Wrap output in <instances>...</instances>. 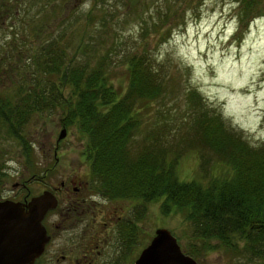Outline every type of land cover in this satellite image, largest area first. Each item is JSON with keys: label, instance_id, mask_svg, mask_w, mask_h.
I'll return each mask as SVG.
<instances>
[{"label": "rangeland", "instance_id": "1", "mask_svg": "<svg viewBox=\"0 0 264 264\" xmlns=\"http://www.w3.org/2000/svg\"><path fill=\"white\" fill-rule=\"evenodd\" d=\"M28 1L0 0V26L8 27H0V98H10L12 112L13 103L18 104L26 95L30 104L35 105L23 122L20 134L0 125V163L3 161L0 200L10 199L13 189L18 195L27 193L28 188L34 196L44 186L56 184L69 174L79 183L89 182L85 194L87 191L89 195L96 193L89 197L95 204L92 208L95 218L113 208L130 218L128 225H132L134 231L132 240L128 225L118 229L120 240L115 247L122 244L123 249L109 253L110 264L123 262L121 250L123 256L124 247L128 249L129 264H133L158 227L170 230L184 253L186 248L194 247L195 259L200 264L243 263L239 256L224 249L204 250L202 241L191 236V224L184 215L165 210L162 199L143 201L105 195L93 176L92 162L85 153L86 136L78 123L69 122L71 114L63 111L62 103L61 107L39 105L40 99L36 101L38 90L32 81L38 63L29 58L36 56L43 45L48 46L49 41L64 47L68 64L73 60L85 62L82 58H87L92 65L100 55L108 54L106 85L118 95L123 94L128 85L126 54L146 51L148 57H153L155 67L166 73V78L171 75L178 80L180 92L141 110L139 133L142 138L147 135L152 139L154 121L163 120L161 112L184 116L187 105L183 91L195 88L204 104L220 113L228 128L249 144L257 145L264 141V0L261 15L246 27L237 21L234 0H37L32 5H28ZM158 11L174 14L160 24ZM166 15L163 14L162 19ZM103 17L106 22L102 21ZM145 22L149 29L143 31L141 27ZM11 23L13 28L9 27ZM168 27L169 35L161 39V31ZM77 46L82 48L79 53L75 51ZM38 77L56 83L60 79L59 75L38 74L36 79ZM64 86L70 89L60 84L62 90ZM65 92L64 96L69 94ZM98 94L101 96V89ZM175 124L176 121L165 131V146L177 143L180 132ZM63 127L67 134L56 145ZM149 138L144 141L140 138L136 146L132 143L131 151L149 145ZM195 147L172 149H178L181 155L177 169L179 180L205 182L222 177L225 167H221L217 154L205 147L204 156L209 161L202 167L201 152ZM39 176L42 179L37 181ZM21 180L25 187L13 188V184ZM90 215L92 212L87 217Z\"/></svg>", "mask_w": 264, "mask_h": 264}, {"label": "trees", "instance_id": "2", "mask_svg": "<svg viewBox=\"0 0 264 264\" xmlns=\"http://www.w3.org/2000/svg\"><path fill=\"white\" fill-rule=\"evenodd\" d=\"M36 1L30 0L28 5ZM234 1L241 25L246 27L261 15L262 0ZM167 12H157L160 24L174 14L166 15ZM102 21L106 22V17ZM147 24L142 25L143 31L149 29ZM9 27L13 28V24ZM169 33L168 27L161 31L160 38L164 39ZM81 49L77 46L75 51L79 53ZM126 55L128 85L123 94L116 95L106 85L108 54L100 55L92 65L87 58H82L85 62L69 59L73 61L68 64L64 47L49 41L48 46L43 45L36 56L29 58L38 63L32 81L38 90L36 101L40 99L39 105L61 106L62 103L63 111L71 114L69 122L78 123L86 136L85 153L92 162L93 176L105 195L143 201L162 199L165 210L184 215L191 224V236L202 241L204 250L221 248L244 260L239 264H264V141L251 145L228 128L220 113L209 109L195 88L183 91L187 105L184 116L159 112L163 120L154 121L152 139L147 135L142 138L139 133L141 110L149 109L151 104L165 97L177 96L180 84L171 75L166 78V73L155 67L153 57H148L146 51ZM38 74L59 75L60 79L58 83L36 79ZM60 84L70 89L64 86L62 90ZM65 90L69 91L66 96ZM9 99L0 98V125L20 134L23 122L35 105L30 104L26 95L18 104L13 103L12 112ZM174 121L175 129L178 124L179 138L174 145L165 146V131ZM140 138L143 141L149 138L151 143L132 152L131 145L136 146ZM180 146L199 148L202 167L209 161L203 151L205 147L210 148L217 154L221 167H225L222 177L205 182L200 179L180 181L177 169L181 155L178 149L172 150ZM215 166L214 163L212 170ZM2 167L3 161L0 170ZM128 226L132 240L133 227ZM185 253L194 259L197 256L194 247L186 248Z\"/></svg>", "mask_w": 264, "mask_h": 264}, {"label": "flooded vegetation", "instance_id": "3", "mask_svg": "<svg viewBox=\"0 0 264 264\" xmlns=\"http://www.w3.org/2000/svg\"><path fill=\"white\" fill-rule=\"evenodd\" d=\"M59 142L56 141V145ZM41 179L42 177L37 181ZM88 183H79L68 174L64 175L60 182L48 184L34 195L38 196L46 190L50 191L55 195L57 204L47 211L42 219L48 241L33 264H63V262L66 264H110L109 253L113 254L115 249H123L122 244L115 247L116 242L118 244L120 240L118 229L125 225L127 227L130 218L125 212H118L115 208L111 209L112 211L108 209L99 218H95L92 210L95 204L89 197L96 193L89 195L87 191L88 196H86L85 188H88ZM17 185L23 188L25 182L21 180L14 183L13 188ZM11 193L9 197L11 200L24 205L33 197L28 188L27 193L20 192L21 194L17 195L14 189ZM118 207L123 209L122 205ZM89 212H92L90 218L87 217ZM121 257L123 261L121 264H129L126 247H124L123 256L121 250Z\"/></svg>", "mask_w": 264, "mask_h": 264}, {"label": "water", "instance_id": "4", "mask_svg": "<svg viewBox=\"0 0 264 264\" xmlns=\"http://www.w3.org/2000/svg\"><path fill=\"white\" fill-rule=\"evenodd\" d=\"M66 134L63 127L57 142ZM56 204L55 195L47 190L33 196L25 205L10 199L0 200V264H33L48 241L42 219ZM133 264L200 263L182 251L170 230L158 227Z\"/></svg>", "mask_w": 264, "mask_h": 264}]
</instances>
